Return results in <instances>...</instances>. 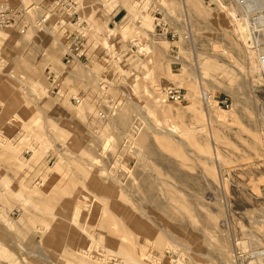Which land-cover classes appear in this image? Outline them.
<instances>
[{
	"label": "rangeland",
	"instance_id": "374dc122",
	"mask_svg": "<svg viewBox=\"0 0 264 264\" xmlns=\"http://www.w3.org/2000/svg\"><path fill=\"white\" fill-rule=\"evenodd\" d=\"M3 9L22 16L0 26V264L256 260L264 78L255 60L243 66L232 0ZM76 32L90 61L67 66ZM169 88L184 100L166 99Z\"/></svg>",
	"mask_w": 264,
	"mask_h": 264
},
{
	"label": "built area",
	"instance_id": "2783aa9c",
	"mask_svg": "<svg viewBox=\"0 0 264 264\" xmlns=\"http://www.w3.org/2000/svg\"><path fill=\"white\" fill-rule=\"evenodd\" d=\"M234 2L235 8H239L237 12V19L244 18L245 20H240L246 26V36L244 42L245 46L253 49L256 52V64L259 71L264 74V43L259 42L261 35L264 34V0H232ZM68 10L71 9L69 2ZM237 10V9H236ZM21 17L20 10H10L3 9L0 10V26H9L16 22V18ZM23 30V28L21 29ZM247 44V45H246ZM62 62L70 66L75 62H89L90 56L86 52L84 34L76 32L62 57ZM184 94L180 89L169 88L166 91V99L172 101H182L184 100ZM219 103L218 101H216ZM223 106H227L226 102H221ZM102 118V114L100 113Z\"/></svg>",
	"mask_w": 264,
	"mask_h": 264
},
{
	"label": "bare ground",
	"instance_id": "6f19581e",
	"mask_svg": "<svg viewBox=\"0 0 264 264\" xmlns=\"http://www.w3.org/2000/svg\"><path fill=\"white\" fill-rule=\"evenodd\" d=\"M132 6V5H131ZM237 9V10H236ZM238 10H239V8H235V22H236V24H237V28L238 29H240V32H241V36H242V38H243V41L244 42H246V40H245V36H246V26H245V24L244 23H242V22H240V20H245L244 18H240V20L239 19H237V12H238ZM229 15H231V14H229ZM42 20H44V18L42 19ZM236 28V29H237ZM239 32V31H238ZM234 35V34H233ZM239 35V34H238ZM236 38V37H235ZM238 40V39H237ZM260 40V41H259ZM258 41L259 42H262V43H264V34H262L261 35V37H260V39H258ZM215 45V44H214ZM247 45V44H246ZM143 47H141V49H142ZM147 48H148V46L146 45L145 46V48L144 49H146L147 50ZM246 48H247V50H248V53H249V55L248 56H246L247 57V59L244 61V63H243V66H245V65H252V64H254V60H255V64H256V52L253 50V49H251V48H249L248 46H246ZM66 49V48H65ZM239 50H241V49H239ZM223 52V51H222ZM216 53V52H215ZM256 69H257V72H258V74H260L261 76H262V78H264V74H262L261 73V71H259V69L257 68V64H256ZM72 71V70H71ZM71 73V72H70ZM167 74H170V75H176L177 73H175V72H173V71H171L170 69L167 71ZM170 75H168V76H170ZM200 94H201V99L205 102V103H207V105H209V102H210V100H209V96H207V94H205V92L203 91H201L200 92ZM222 112H225V110L223 109V108H221L220 109ZM257 110V109H256ZM102 114V113H101ZM103 115V114H102ZM157 131V130H156ZM173 132H174V130H172V129H170L169 130V132H167L168 133V135H170V136H172L173 135ZM156 133H165L166 134V132H161V131H157ZM254 137V136H253ZM129 138V137H128ZM108 140V139H107ZM145 140H146V134H141L139 137H138V140L137 141H139L138 143H140V145L142 144H144L145 143ZM137 144V143H136ZM145 145V144H144ZM7 147H9V146H7ZM117 174V173H116ZM256 189V188H255ZM262 191H263V194H264V187L262 188ZM76 204V203H75ZM56 205V204H55ZM54 205V206H55ZM77 207V206H76ZM58 210V209H57ZM262 214V213H261ZM164 219V218H163ZM167 221V220H166ZM83 224V223H82ZM168 224V223H167ZM127 229V228H126ZM42 231V230H41ZM56 233V232H55ZM60 233V232H59ZM133 233V232H132ZM250 234V233H249ZM134 235V234H133ZM248 236V235H247ZM248 237H251V236H248ZM65 239V238H64ZM111 239L112 240H114V238H110V241H111ZM250 239V241H256L257 239L254 237V236H252L251 238H249ZM248 239V240H249ZM61 241H63V240H61ZM115 241V240H114ZM113 241V242H114ZM112 242V241H111ZM114 243H116L117 244V240H116V242H114ZM95 244V243H94ZM59 246V245H58ZM62 247V246H61ZM119 247V246H118ZM256 249V248H255ZM51 251H53V253H54V250H51ZM83 251V250H82ZM80 252V251H79ZM57 253V255H60V254H58V252L56 251L55 252V254ZM83 252H81V254H82ZM85 253V252H84ZM64 254V253H63ZM79 254V253H78ZM100 254V253H99ZM254 257L253 258H255L256 260H252V261H244V263L243 264H264V247L262 248V250H260V251H255V252H253V253H251ZM83 255V254H82ZM102 255V254H101ZM61 256V255H60ZM64 256H65V254H64ZM125 256V255H124ZM59 257V256H58ZM62 257V256H61ZM66 257V256H65ZM80 257V256H79ZM83 257V256H82ZM250 257V256H249ZM47 258V257H46ZM95 258H96V260H98L99 258L97 257V256H95ZM52 259V258H51ZM50 259V260H51ZM48 260V259H47ZM101 262L102 263H108V264H112L111 262H109L108 261V258L107 257H102L101 258ZM132 260H134V259H132ZM157 260H161V258H159L158 257V259ZM135 262H136V260H135ZM134 262V263H135ZM159 263V262H158ZM89 264H92V263H89ZM93 264H98L97 262H95V263H93ZM160 264V263H159Z\"/></svg>",
	"mask_w": 264,
	"mask_h": 264
}]
</instances>
